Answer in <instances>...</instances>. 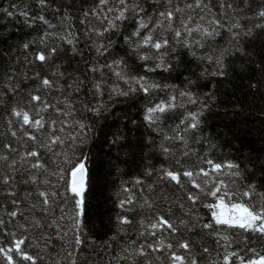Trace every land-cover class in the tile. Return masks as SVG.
<instances>
[{
	"label": "snow or ice",
	"instance_id": "1",
	"mask_svg": "<svg viewBox=\"0 0 264 264\" xmlns=\"http://www.w3.org/2000/svg\"><path fill=\"white\" fill-rule=\"evenodd\" d=\"M32 7H0V105L8 134L22 144L17 148L9 140L0 151V196L12 205L8 209L0 204V264L45 262L44 255L32 251L30 232L44 238L45 248L53 235L69 245L66 254L50 255L45 264H64L66 259L77 264L84 243V194L92 180L87 161L100 138L115 152L116 161L138 149L142 158L159 156L173 162L159 167L149 163L143 175L132 178L140 187L139 198L130 193L129 182H121L120 190L128 195L118 197L122 214L110 239L115 242L116 235L135 222L143 242H126L108 264H165V258L167 264H264V249L258 252L252 246L264 239V107L260 146L249 147L247 153L233 140L252 136L256 129L228 127L222 137L212 131L208 119L215 87L210 78H226L237 60L255 66L257 74L249 78L248 89L264 97V0L255 6L253 0L236 6L220 0L218 15L211 0H34L35 12ZM225 9L233 14L228 16ZM50 10L58 24L45 14ZM74 12L85 25L80 36L72 24ZM205 12L211 13L208 23H203ZM15 24L30 31L18 35L12 30ZM62 53L72 59L79 56L83 70L66 72L59 63L53 66ZM19 55L35 68L52 67L51 75L34 72L29 84L26 75L14 70ZM184 56L200 67L184 76L183 86L149 75L171 76ZM129 60L142 71H131ZM199 81H207L208 91L199 88ZM53 90L59 95L50 98ZM116 106H122L119 112ZM130 109H135L134 115ZM109 118L112 125L105 131L100 122ZM24 138L30 143L24 144ZM225 146L229 156L236 155L217 162L212 157ZM193 154L196 161L190 159ZM113 167L121 171L118 164ZM21 170L26 173L23 183L33 189L23 199L17 197L15 178ZM154 172L155 179L146 184ZM157 183L180 193L176 199L165 195L171 205L167 211L143 194ZM137 207L149 215L137 213L140 219L134 221L123 214ZM66 217L69 226L62 223ZM69 228L71 241L66 239ZM193 236L200 239L199 249ZM204 237L214 238V248ZM101 247L108 252L112 244ZM218 248L223 251L216 252ZM81 264H88L87 258Z\"/></svg>",
	"mask_w": 264,
	"mask_h": 264
},
{
	"label": "trees",
	"instance_id": "2",
	"mask_svg": "<svg viewBox=\"0 0 264 264\" xmlns=\"http://www.w3.org/2000/svg\"><path fill=\"white\" fill-rule=\"evenodd\" d=\"M59 2V0H57ZM225 4L232 3L234 6L241 3V0H223ZM259 0H253V6L255 3H258ZM9 3H19L33 5L32 10L35 12L36 9L34 7V0H0V7H7ZM219 3L220 0H211V4L213 6V12L218 15L219 13ZM228 16H231L233 13L231 10L225 9ZM51 22L55 25L58 24V18L53 15V12L50 10L45 13ZM78 15L77 12L73 13V27L77 29V36H80V31L85 27V25H81L79 20L75 17ZM201 15L205 16V20L203 23H208V18L211 16V13H201ZM13 32L18 35H23V33H27L30 30L24 27L22 24H15L13 27ZM51 31V30H50ZM31 35H36L35 32H32ZM118 39V38H114ZM80 47H83V41L80 42ZM121 47L120 45H117ZM257 59L259 58V51L261 45L257 43ZM125 50L121 47V51ZM87 58V54L85 56ZM80 61V57L77 56L75 59H72L69 56H65L63 53L56 57L52 64L53 66L57 63L61 65L60 70L66 72H72L74 68H79L81 71L84 68V64ZM129 69L133 72L142 71L139 64L135 62V60H129ZM199 65L192 62L191 59L187 56H184L181 62V67L173 72L171 76L167 73H149L150 76L157 78L159 81L163 82L165 78L170 83H175L178 86H183L184 76L188 75L192 72L199 71ZM14 70L18 73L26 75L28 79V83H33L31 77L34 72L39 71L41 75H51L52 67L45 66L43 68H35L32 65L26 64L24 62V58L22 55H19L18 62H14ZM229 75L226 78L219 77H211L210 79L215 82V87L212 89L214 92V98L210 103V111L208 113L209 124L213 132H219L221 136H225L228 130V127L231 128H254L256 132L249 137H242L241 141L233 140V144L236 147H240L241 144L244 146V152L247 153L249 147L258 148L260 146L258 130L260 128V117L261 112L260 109L264 107V97L260 95L253 94L248 89V81L249 78L253 75H256V69L254 65L242 64L241 61L237 60L234 64L229 67ZM22 75V79H23ZM62 83L64 81H61ZM207 81H199V88L202 91H208L205 88V84ZM50 98L57 97L59 94L53 90L50 94ZM83 95V93H81ZM162 96L163 93H160ZM62 99V98H61ZM3 105H0V151H3L2 145L5 142L11 140L14 147L22 148V144L20 140L15 138H11L8 134V130L6 127V113L3 111ZM122 106H116V111L119 112ZM188 107H191L189 105ZM194 110V109H193ZM241 112L240 116H237L236 113ZM130 114H135V109H130ZM247 117V123L241 124L240 121ZM101 124L104 125L105 131L112 125V119L109 118L107 121H101ZM227 126V127H226ZM133 143L137 142L136 138L138 137V133L132 134ZM24 144H28L30 142L24 138ZM194 151L199 152V146H194ZM229 149L225 146L223 149H217L212 158L216 159L217 162H220L221 159L231 158L235 156L236 153L233 152L231 156L228 155ZM207 154V153H205ZM190 159L193 161L197 160L195 154H193ZM152 164L154 167H159L161 163H164L165 166H169L173 164L172 161H163L162 157L159 156H147L142 158L141 153L138 149H134V154H130L128 157H121L120 161H116L115 152L109 151L108 147L103 143L102 138L96 140L91 147L90 158L87 161L88 168L92 175V180L89 185V188L85 191L84 194V203H85V216L83 217L84 226L81 238L84 243L81 245V249L78 252L77 256V264H81V262L87 258L88 264H108V261L111 259V256H115L119 254V247H122L126 242L132 240L137 243H142L143 240L137 234L138 225L134 222L131 225H127V232H120L115 237V242H113L110 238L116 234V226L117 221L116 217L119 214H122V210L117 207L118 197H123L128 195V193H123L120 190V184L122 181L129 182V190L130 193L137 198L140 197V187L132 184V178L137 175H143V167L148 166V164ZM114 164H118L120 168V172L117 173L116 168L113 167ZM206 167V165H203ZM26 176L22 170L17 171L15 173L16 178V190L17 197L23 199L25 193L27 191H32V187L29 184L23 183V178ZM155 179V172L153 176L146 178V184L152 183ZM146 196H150L153 202L156 204L157 208L162 211H167L171 205L164 200L165 195H167L170 199H176L180 193H177L176 189L172 186L167 185L166 183H157L154 186V190L148 191L145 188L143 193ZM34 198V197H33ZM257 202H259V198L257 197ZM0 204L4 205L6 208L11 209L12 205L10 200H5L3 196H0ZM22 209L26 207V205L22 204ZM127 207V206H126ZM175 211V208H173ZM141 215L148 216L147 212L141 213L139 207L133 209L130 212L123 213L134 218V221H138ZM3 210L0 209V216H3ZM57 215H59V209H57ZM7 219V217H4ZM22 222V218H20ZM65 226H69L71 221L67 219V217L62 221ZM72 230L69 228L68 236L66 239L71 241L72 239ZM31 239L30 242L33 243L32 251L35 253H40L45 256V262H47L48 257L50 255L61 253H67L69 249V245L65 244L61 239L57 238L55 235L52 236V243L49 247L45 248L44 246V238L41 237L38 233H29ZM165 238H167V233H165ZM193 239L196 240V247L199 249L200 239L193 236ZM205 243L210 247L214 248V238L212 237H204ZM239 239V237H236ZM249 239H252L249 236ZM37 242L39 246H37ZM105 242L111 243L112 247L105 252L101 247ZM173 243H175V239H173ZM235 246V245H234ZM259 252L261 249H264V239H256L255 243L252 245ZM44 251H41V249ZM216 252H222V248L215 249ZM99 255V259H98ZM42 262V264H45ZM64 264H69V261L66 259ZM112 264H116L115 260L112 261ZM165 264H167V260L165 258Z\"/></svg>",
	"mask_w": 264,
	"mask_h": 264
}]
</instances>
